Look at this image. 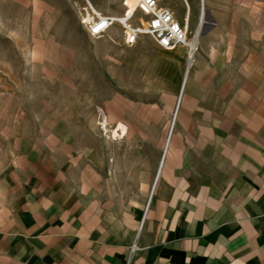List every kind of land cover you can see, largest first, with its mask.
Listing matches in <instances>:
<instances>
[{
    "label": "crops",
    "instance_id": "1",
    "mask_svg": "<svg viewBox=\"0 0 264 264\" xmlns=\"http://www.w3.org/2000/svg\"><path fill=\"white\" fill-rule=\"evenodd\" d=\"M111 5L99 12L123 13ZM204 6L185 83V50H165L175 75L154 128L151 114L128 113L108 130L125 144L56 125L10 135L0 264H264V0Z\"/></svg>",
    "mask_w": 264,
    "mask_h": 264
},
{
    "label": "rangeland",
    "instance_id": "2",
    "mask_svg": "<svg viewBox=\"0 0 264 264\" xmlns=\"http://www.w3.org/2000/svg\"><path fill=\"white\" fill-rule=\"evenodd\" d=\"M160 1L182 22L183 0ZM187 1L199 25L205 0ZM112 2L92 4L101 11ZM83 7V0H0V152L15 131L33 126H60L94 144L83 135L87 130L109 146L127 141L107 134L103 121L107 130L117 121L126 128L128 113H147L154 116L152 128L159 123L175 75L173 58L147 36L125 46L117 26L104 38H90L80 24Z\"/></svg>",
    "mask_w": 264,
    "mask_h": 264
},
{
    "label": "built area",
    "instance_id": "3",
    "mask_svg": "<svg viewBox=\"0 0 264 264\" xmlns=\"http://www.w3.org/2000/svg\"><path fill=\"white\" fill-rule=\"evenodd\" d=\"M83 1L85 6L80 13V24L90 38H104L112 26H117L121 30L123 43L127 47L134 46L142 37L147 36L163 50L185 48L186 67L190 68L194 63L199 50L198 39L203 24L192 31L187 14L183 22H179L173 11L161 5L159 0H132L133 9L127 14L129 0H121L124 11L120 16L114 17L96 10L90 0ZM183 2L188 11L186 0ZM136 250L138 247L134 244L129 252L130 257Z\"/></svg>",
    "mask_w": 264,
    "mask_h": 264
},
{
    "label": "bare ground",
    "instance_id": "4",
    "mask_svg": "<svg viewBox=\"0 0 264 264\" xmlns=\"http://www.w3.org/2000/svg\"><path fill=\"white\" fill-rule=\"evenodd\" d=\"M128 2H130V4H131V8H130V10L128 11L127 14H129V13L132 11L133 6H134L132 0H129ZM188 70H189V67L187 66V67H186V71H185V77H186V74H187ZM102 115H103V114H102ZM102 125H103V127H104V131L107 133L108 130L106 129L105 121L102 122ZM118 127H120L121 130H122V132L124 133V128H123V126H118ZM109 132H110V131H109ZM107 134H108V133H107ZM109 135H112V137H115V138L118 137L117 134H116V132H114L113 134L111 133V134H109Z\"/></svg>",
    "mask_w": 264,
    "mask_h": 264
}]
</instances>
